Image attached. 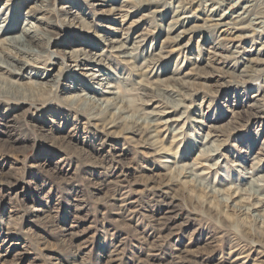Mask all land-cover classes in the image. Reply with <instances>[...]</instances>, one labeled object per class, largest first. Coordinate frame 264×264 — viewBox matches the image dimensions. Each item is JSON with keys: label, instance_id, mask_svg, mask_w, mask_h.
Masks as SVG:
<instances>
[{"label": "rangeland", "instance_id": "374dc122", "mask_svg": "<svg viewBox=\"0 0 264 264\" xmlns=\"http://www.w3.org/2000/svg\"><path fill=\"white\" fill-rule=\"evenodd\" d=\"M42 1L52 14L32 11ZM263 4L0 0L2 24L22 29L43 16L42 27L55 17L45 68L2 77L21 83L50 73L57 86L35 106L0 100V264H264V231L255 235L264 228L252 210L226 211L225 194L208 204L213 210L173 179L176 167L193 166L203 187L223 191L264 177V18H254ZM111 41L132 52L131 63L110 53ZM79 50L100 56L103 67L67 60ZM106 78L112 92L145 102L138 114L168 113L158 139L164 152L141 135L108 131L68 101L106 98ZM156 88L183 106L166 107L149 90ZM218 131L220 151L198 160L205 135Z\"/></svg>", "mask_w": 264, "mask_h": 264}, {"label": "bare ground", "instance_id": "6f19581e", "mask_svg": "<svg viewBox=\"0 0 264 264\" xmlns=\"http://www.w3.org/2000/svg\"><path fill=\"white\" fill-rule=\"evenodd\" d=\"M51 7L52 6L50 5V1H42L41 4L39 3L38 5L34 6L32 8V11H42L46 13L51 12L52 14L53 8ZM28 17L32 18V14L28 13ZM43 18V16L37 17L36 20H32L30 23L25 21L24 23H22L21 29L16 28L12 23H10L9 19H6V22L2 24L3 18L0 17V23L2 24L0 25V100L2 98L3 100H16L21 104H29L30 106H35L42 99H45V96L51 94L54 87L57 88V86L53 85V79L56 77L53 75L52 79H48L51 76L50 73H48V75L46 76H41L38 73H30L26 77L29 78L25 81H22L21 83H17L16 80L13 81L10 78L9 81L8 79L2 77L3 75H5L6 77L17 78L19 80L18 76H21V71H23L25 68H45L44 65L40 64L42 60L47 56H54V53L50 51V48L51 44L53 43L52 33L53 29L55 28V17L51 19H44L45 26L39 27L37 24V20H41ZM254 18L255 20L264 18V4L262 5V7H260V10L256 12ZM180 20L181 18H177L174 20V22L179 23ZM110 44L111 45L108 46L110 53H115L116 56L122 58L123 62L126 64L131 63L133 59V56L131 54L132 52L129 51L130 53H128L124 45H120L118 42L111 41ZM65 54H69V58L67 57V60L73 62L75 66L90 65L92 67L91 70H93L96 68L99 69L101 66L103 67L104 64V60L100 56L92 54L90 55L86 51L79 50ZM91 56L94 57L92 58ZM250 63H256V61L251 60ZM61 69L62 68L58 69L55 73L59 74ZM174 78L175 77H173V79ZM58 81L59 78L57 79V84ZM101 84L103 85L104 89L103 93H100L101 96L103 97L107 95L106 98L102 100L101 98L94 100L84 96H70L67 99L74 107H80V110L84 111L82 113H87L90 119L97 120L99 125L101 123L103 125V128L107 129L108 131L118 128L125 134L130 133L141 135L142 137H145L146 140L150 139L151 143L156 145L158 151L164 152L165 147H162L158 139L160 134L167 127V123L169 122L168 120H162L163 116L167 115L168 113H166L165 111H160L157 114H149V116L138 114L137 111L139 109L137 108V104H145L142 99L141 102L129 101L128 99L120 95L119 92H112V87L110 86L108 78H106V81L104 83L102 82ZM101 84L99 85L102 86ZM166 88L168 89L167 86ZM149 90H152V93H156V96L159 97L156 100L161 101L162 104H164L166 107H170L174 111L183 106L179 99L171 100L164 97L162 95V91L160 92L161 89L157 90L156 88ZM144 96L147 97V95L143 94V97ZM150 117H152V120L149 119ZM179 120L180 119H176L173 121L178 122ZM178 132L180 133V129L176 131V133ZM221 137V131L218 134L207 133L204 137L205 143H203L202 149L200 150L198 160H211V158L215 156L221 149V142V145L215 143L219 142V139ZM210 138H213V141L210 142ZM206 143H208V145H206ZM201 162H199L200 168L203 167L205 170L212 171L216 169L218 161L212 165L202 164ZM192 167L185 166L182 169L176 167V176L173 175V179L177 180L179 178L180 183L185 187H190L192 192H194L193 190H196L198 192L200 191L203 194V197L201 198L205 199L204 202L206 203V206H208V204H211L212 206H214L215 203L219 204L218 201L220 199L218 198V194H225L227 196V199L224 200L225 202L223 201V199L222 201L224 202L223 207H225L226 211H235L236 213H238V215L241 213L243 215V213L252 210L251 217L253 218V222H258L261 224V227L258 228H264V194H260L264 189V177H262L263 179H248L247 189H241L236 186L235 188H233V190L231 187H229L227 189H224L223 191H214L211 189L207 190L206 187H203V185H201L198 180V175H195L193 173L194 169ZM243 194L247 195L248 197V207H245L243 204L245 201H243L241 198ZM195 197H197L198 199L200 196L198 197L197 195ZM250 200L252 201L251 203H249ZM233 201L236 203L231 205L230 203H232ZM227 203L230 205L225 206V204ZM212 206H208V208L215 210V208H213ZM255 213H262L263 215L257 216L254 215ZM263 231L264 230L262 229H260V231L257 230L255 232V235L261 236Z\"/></svg>", "mask_w": 264, "mask_h": 264}]
</instances>
